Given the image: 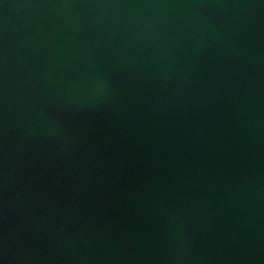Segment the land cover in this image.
<instances>
[{
	"label": "water",
	"instance_id": "obj_1",
	"mask_svg": "<svg viewBox=\"0 0 264 264\" xmlns=\"http://www.w3.org/2000/svg\"><path fill=\"white\" fill-rule=\"evenodd\" d=\"M0 264H264V0H0Z\"/></svg>",
	"mask_w": 264,
	"mask_h": 264
}]
</instances>
